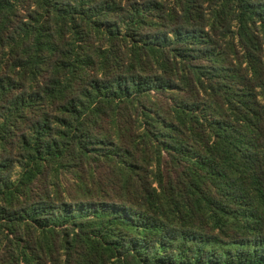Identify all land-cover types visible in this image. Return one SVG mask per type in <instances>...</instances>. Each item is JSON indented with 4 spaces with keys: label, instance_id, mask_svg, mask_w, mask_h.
Instances as JSON below:
<instances>
[{
    "label": "trees",
    "instance_id": "1",
    "mask_svg": "<svg viewBox=\"0 0 264 264\" xmlns=\"http://www.w3.org/2000/svg\"><path fill=\"white\" fill-rule=\"evenodd\" d=\"M0 264H264V0H0Z\"/></svg>",
    "mask_w": 264,
    "mask_h": 264
}]
</instances>
